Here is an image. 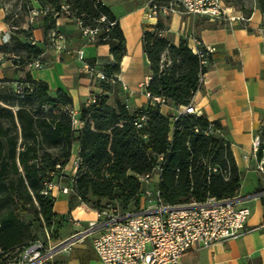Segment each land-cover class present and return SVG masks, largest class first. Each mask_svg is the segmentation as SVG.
<instances>
[{
	"label": "trees",
	"instance_id": "trees-1",
	"mask_svg": "<svg viewBox=\"0 0 264 264\" xmlns=\"http://www.w3.org/2000/svg\"><path fill=\"white\" fill-rule=\"evenodd\" d=\"M37 1L48 9L45 32L53 28L56 18L66 16L60 8L63 4L85 26L100 27L96 44H108L114 58V64H105L101 70L109 80L118 75L125 54L124 35L106 5L100 0ZM102 16L103 22L99 21ZM164 29V19L158 17L153 30L143 32L142 47L151 69L145 89L152 96L165 98L167 104L185 106L199 87V58L185 40L174 45L160 36ZM9 51L20 55L24 62L41 54L38 47L19 40ZM21 53H25L24 59ZM162 58L169 62L167 67L161 66ZM21 81L31 86L20 99L22 105L15 111L0 105V118L9 122L0 123V254L24 246L31 238L29 225L16 211L19 204L28 206L45 227L62 226V218L52 210L53 198L41 192L43 183L52 179L51 174L56 175L68 163L73 144L78 145L79 165L70 189L96 211L113 200L119 202L123 212L135 209L141 187L138 177L151 173L157 164V191L163 205L199 204L209 198L226 200L236 196L240 176L234 158L228 144L214 135L217 123H212L211 134L204 133L210 124L205 116L186 114L171 122L159 106L129 111L119 100L110 103L105 94L112 91L116 80H97L101 94L95 96L94 103L81 107L78 120L82 126L76 129L67 93L57 90L51 95L47 84L33 80L28 72ZM5 99L0 88V100ZM33 103L38 109L46 107V114L37 116L26 107ZM140 114L147 119L136 127L134 122Z\"/></svg>",
	"mask_w": 264,
	"mask_h": 264
},
{
	"label": "crops",
	"instance_id": "crops-1",
	"mask_svg": "<svg viewBox=\"0 0 264 264\" xmlns=\"http://www.w3.org/2000/svg\"><path fill=\"white\" fill-rule=\"evenodd\" d=\"M100 1L118 21L125 45L118 81L112 91L105 94L110 103L119 100L129 111L151 106L145 96L151 69L143 51L142 37L144 31L153 30L158 18L148 16L147 0ZM223 2L227 20L187 15L178 10L165 16L169 20L164 21L165 29L161 33L174 45L185 40L192 49L191 38L196 37L202 45L213 48L204 80L190 103L195 108V115H203L210 123L219 125L214 135L228 144L240 176V188L233 200L236 206L248 207L250 214L245 233L207 247L194 246L182 255L178 264H264V202L258 197L264 190V173L256 170L251 156L254 136H261L264 131V9L261 8L264 0H240L237 5ZM21 3L42 9L37 0H0V47H6L0 50L5 58L0 65V82L5 74L16 70L22 71L23 76L28 72L33 80L46 83L51 95L57 90L67 93L72 102L71 114L77 121L74 127L78 129L82 126L78 120L81 107L101 94L94 71L90 72L86 67L102 71L103 65L114 64L109 46L86 43L75 22L65 16L56 18L53 28L46 32L45 14L37 16L32 23L27 22L24 12L15 19H8L4 6L10 4L16 8ZM51 31L63 36V40L56 41L63 45V50L57 51L52 45L48 37ZM7 37L9 40L5 42ZM16 40L41 50L40 56L34 58L41 61L40 67L14 66L11 57L20 55L9 49ZM23 54L21 58L24 59ZM179 109L180 106L170 104L159 107L171 122ZM78 165V145L73 144L68 163L54 178L56 184L68 187L69 192L62 193L58 188L52 191V210L63 221L58 229V243L72 241L52 258L56 264H102L92 246L99 228L92 230L89 227L90 222L100 218L96 210L81 202L70 189ZM158 181L159 171H154L149 182L140 187L139 206L129 212H123L117 200L110 204L121 213L142 210L149 199L156 198ZM146 192H151V196H146Z\"/></svg>",
	"mask_w": 264,
	"mask_h": 264
},
{
	"label": "built area",
	"instance_id": "built-area-1",
	"mask_svg": "<svg viewBox=\"0 0 264 264\" xmlns=\"http://www.w3.org/2000/svg\"><path fill=\"white\" fill-rule=\"evenodd\" d=\"M61 11L65 13L71 21L77 25L81 36L86 43H96L98 33L101 28L98 26L89 27L75 16L68 6L61 5ZM146 9L149 17L166 16L177 12L192 16H206L212 20L224 21L228 19V13L223 0H147ZM21 12L27 17V22L32 23L34 19L48 12L47 8L34 9L27 3H21L16 8L14 5L4 6V13L15 19ZM55 16L57 13L54 14ZM102 16L99 21L103 22ZM113 22L109 23L112 26ZM162 36V33L159 34ZM49 40L57 51L64 49L63 45L56 43L63 40V36L55 31L48 34ZM9 37L5 39V42ZM32 42V38L29 37ZM194 47L193 54L199 58L200 70L198 74V85L204 80V73L209 63V55L213 52L210 46L202 45L200 40L192 37ZM80 52V51H79ZM11 62L15 67L24 64L27 68H38L41 66L39 59L24 62L19 56H12ZM5 61L0 54V65ZM169 62L162 58L161 66L167 67ZM90 72L94 71V76L100 81H118V76L108 79L107 75L100 70L95 71L93 67H86ZM147 85V84H146ZM146 87V86H145ZM10 91L17 99H22L26 91L31 90L30 83L25 81H14L9 86ZM145 96L149 99L151 106H164L167 101L163 97L152 96L148 91ZM95 96L86 105L94 103ZM195 114L194 106L189 103L180 106L178 115L174 120L182 115ZM146 115L140 114L134 122L136 127H141L146 121ZM73 125L77 121L73 118ZM213 132V124L210 123L206 135ZM256 170L264 173V139L259 134L254 136L253 151L251 154ZM59 168V166H57ZM215 171L216 168L212 167ZM154 171H159V164L151 173L138 177L140 185L149 182ZM52 179L44 182L42 195L51 196L54 188H58L62 193H68L69 188L56 184ZM146 196H151V192H146ZM258 197L264 202V190ZM250 214V210L245 206H236L232 199L215 200L209 198L204 203H190L178 206L163 205L159 199L158 191L155 199H149L147 206L142 210L132 213H121L111 204L97 211L100 218L96 222H90V229H97V234L92 240L93 249L102 264H178L182 255L194 246L207 247L216 242H223L236 238L246 232L245 224ZM12 251V257L5 260L3 264H40L49 258V252L43 247L39 240H34L28 244L16 247ZM10 252V251H9Z\"/></svg>",
	"mask_w": 264,
	"mask_h": 264
},
{
	"label": "rangeland",
	"instance_id": "rangeland-1",
	"mask_svg": "<svg viewBox=\"0 0 264 264\" xmlns=\"http://www.w3.org/2000/svg\"><path fill=\"white\" fill-rule=\"evenodd\" d=\"M5 1H11V0H5ZM225 2H227L228 4H234L237 5L238 1L240 0H224ZM180 10V9H179ZM165 17V16H164ZM186 17V16H183ZM169 17H165V20H169ZM165 23V22H164ZM9 72V71H8ZM22 71H10L8 74H5V76H3L2 81L0 82V88H2L3 92H4V96H5V100L2 101L0 100V102L2 103L3 106H8L12 109V111H15L18 105H22V102L20 99H17L16 97L12 96L10 94L9 91V86L11 85V82L14 81H21L23 79V74L21 73ZM26 107L31 108L34 112L35 115L40 116L43 114H46V107L44 108H37L35 106V103L33 104H27ZM0 123L3 125H7L9 122L6 118H0ZM144 185H142L143 187ZM139 200H137L136 207L133 208H137L139 206ZM17 213L20 216V218L25 221L28 225H29V229L31 231V238L26 242V244H28L29 242H32L34 240H39L42 244L43 247L46 249L47 252L51 251L53 248H55L57 245H59L60 243H58V225L54 224L52 228H48L45 227L44 224H41L40 221L36 220L33 216V214L31 213V210L28 208V206H24L22 207L20 204L17 205ZM25 244V245H26ZM12 257V251L4 253V254H0V264H3L5 262V260H7L8 258ZM52 256H50L49 258H47L46 260H44L43 262H41L40 264H56L54 262V258H52Z\"/></svg>",
	"mask_w": 264,
	"mask_h": 264
},
{
	"label": "water",
	"instance_id": "water-1",
	"mask_svg": "<svg viewBox=\"0 0 264 264\" xmlns=\"http://www.w3.org/2000/svg\"><path fill=\"white\" fill-rule=\"evenodd\" d=\"M72 241V239L70 241H65L63 243H60L59 245H57L55 248H53L50 252H49V256H52L53 254L57 253L58 251H60L61 249H63L66 245H68L70 242Z\"/></svg>",
	"mask_w": 264,
	"mask_h": 264
}]
</instances>
